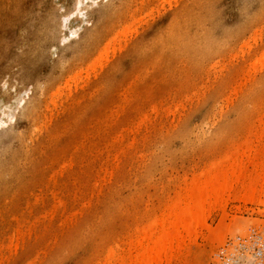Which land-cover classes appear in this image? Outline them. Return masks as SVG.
I'll list each match as a JSON object with an SVG mask.
<instances>
[{"label":"rangeland","instance_id":"obj_1","mask_svg":"<svg viewBox=\"0 0 264 264\" xmlns=\"http://www.w3.org/2000/svg\"><path fill=\"white\" fill-rule=\"evenodd\" d=\"M241 1L0 0V118L6 122L0 125V257L4 259L0 258V264H28V261L33 264L35 257L34 264H102L110 246L114 244L120 252L129 239L134 238L136 226L140 222L145 223L149 213L167 211V198L181 197L184 186L194 183L193 178L203 177L201 172L211 171L212 174L215 166L225 159L222 158L239 151L238 147H242L239 152L242 154L237 158L232 155L236 159L243 155L242 158L234 159V164L230 162L233 167L226 169L231 172V168H238L236 171L242 173L243 168H248L249 173L246 169L243 174L251 172L252 176L256 173L258 177L257 169L264 165L259 164L264 162V125L261 123L264 121V69L260 68L264 59L259 61H263L262 65L258 62L253 64V61L256 62L259 55L264 58L260 51L264 49V0H246L240 4ZM186 2L189 3L187 8L183 5ZM77 5L81 16L76 11ZM64 12H73V16L69 15L71 17L66 20L61 19L62 16L59 18L54 36L49 22ZM126 26L131 30L129 28L128 31V27L125 30ZM119 30L129 32L125 34L129 38L122 36L123 33L119 37ZM132 30L138 33L135 31L133 35ZM205 32L212 36V49L206 53L199 48L206 46L205 38H201ZM110 36L117 43L114 39L111 42ZM123 37L129 42L125 43ZM118 38L121 42L116 40ZM244 41L253 47L250 49L244 43L243 48L240 44ZM113 42L115 47L121 44L122 48H112ZM104 43L103 53L101 46ZM106 45L112 48L109 51L114 56H109L108 49L106 52L109 54L105 55ZM239 46L241 51L242 48L247 51H239ZM234 52L244 55L237 57ZM96 54H102V59L100 57L101 60L96 61ZM104 55L109 59L107 64L105 58L103 60ZM255 55L257 59H254ZM90 61L95 62L96 69L102 70L94 74L97 71L94 69L92 74L91 65H87ZM99 62L102 63L101 68L96 66ZM248 62L253 68L249 66L247 69ZM211 65L216 66L213 68ZM258 66L262 73L258 72ZM77 71L82 75V78L77 75V79L81 78L79 81L73 79ZM83 77L88 83L85 81L84 84ZM74 83L79 86L75 88ZM70 84L71 88H67ZM56 86L61 87L58 94L65 91L60 94L61 99L58 94L57 99L53 96ZM51 97L57 100L58 106H52ZM125 99L127 101L124 102ZM175 102L179 104L177 107H185L176 111ZM113 109H117L116 112ZM142 113H147V118ZM154 114L157 115L155 119ZM12 115L16 117L10 121ZM137 119L142 121L138 123ZM136 122L138 125L143 122L141 128L135 126ZM124 127L132 131L122 130ZM142 138L145 139L142 141ZM112 139L117 142L113 140L111 144ZM128 144L131 145L127 147ZM121 147H124L123 152ZM243 148L251 150L244 151ZM227 161L225 159L224 162ZM237 161L242 167L244 164L248 166L236 168ZM254 162L260 165L259 168ZM250 170H254L253 173ZM184 181L188 185L182 184ZM233 186L239 188L236 184ZM258 186L259 189L262 187ZM235 187L233 189L240 190ZM226 192L235 193V190L230 188ZM237 192L236 195L224 194L227 203L225 198L217 204L214 199H210L213 205L206 203L207 227L198 228L200 232L193 236L198 247L195 252L194 248L190 250L192 253L186 255L190 257L187 263L184 260V264H256L248 252L241 253L238 245L253 232L264 236V204L257 200L260 197L255 201L245 200L243 192L240 191V195ZM34 196L44 197L36 200ZM58 200L63 202L61 207ZM222 201L226 203L224 209ZM88 202L90 205L81 206ZM55 205L56 210L50 211L55 209ZM73 210L78 212L74 215ZM49 215L52 216L51 221ZM36 218L39 219L34 221ZM9 235L14 236L10 239L12 244L18 240L17 249L8 248V244L11 246ZM15 236L24 237L23 243Z\"/></svg>","mask_w":264,"mask_h":264},{"label":"bare ground","instance_id":"obj_2","mask_svg":"<svg viewBox=\"0 0 264 264\" xmlns=\"http://www.w3.org/2000/svg\"><path fill=\"white\" fill-rule=\"evenodd\" d=\"M80 2V1H79ZM177 2V1H176ZM246 2V0H243V1H241L240 2V4L242 3V4H244ZM262 2H263V0H262ZM77 3H78V1H77ZM84 3V2H83ZM82 3V4H83ZM140 3V2H139ZM95 4V3H94ZM93 4V5H94ZM78 5L80 6L81 4L80 3H78ZM77 5V8H76V11L78 12V8H79V6ZM84 5V4H83ZM92 4H91V6H93ZM176 5V4H175ZM184 5V7L185 8H187L188 7V5H189V3L188 2H186L185 4H183ZM101 6V5H100ZM102 6H103V4H102ZM210 6V5H209ZM85 7V6H84ZM75 11V12H76ZM73 13V12H72ZM68 14V13H60V14H58L59 16H57V18H56V16H55V18H53V19H51L50 20V28L52 27V29H53V34H54V36H56V34H57V32H56V25H57V22H58V20H59V18L62 16V18L61 19H64V20H66V19H69V18H67V17H71V16H69V15H72L73 16V14ZM79 13V12H78ZM75 14V13H74ZM173 14H175V13H173ZM79 16H81V14L79 13ZM84 18V17H83ZM93 18V17H92ZM139 18H140V16H139ZM64 20H63V23H64ZM137 20H138V18H137ZM66 22V21H65ZM128 22V21H127ZM136 22V21H135ZM129 23V22H128ZM131 24V26H132V22H130ZM133 23H134V20H133ZM90 24V23H89ZM126 25H128V24H126ZM63 26V25H62ZM125 26V25H124ZM169 26V25H168ZM127 27H128V29H127ZM172 27V26H171ZM125 28V27H124ZM129 28H130V26H126V28H125V30L127 29L128 31H129ZM173 28V27H172ZM257 28H255V30H256ZM130 30H131V28H130ZM165 30V29H164ZM255 30H253V31H255ZM258 30V29H257ZM120 31V32H119ZM119 31H117V32H115L117 35H118V32H119V37H120V34L122 35V33H123V30H119ZM122 31V32H121ZM136 31V34L138 33L137 32V30H135ZM134 31V32H135ZM73 32V31H72ZM131 32H133V30L131 31ZM133 32V33H134ZM173 32V31H172ZM257 32V31H256ZM129 32H127L126 31V33H123V35L122 36H125V38H127V35H125V34H128ZM166 33V32H165ZM254 33V32H253ZM259 33H260V30H259ZM259 33H257V34H259ZM72 34V33H71ZM114 34V33H113ZM116 34H114L115 35V37L117 36ZM187 34V33H186ZM203 34V33H202ZM255 34V33H254ZM257 34H255V35H257ZM75 35V34H74ZM74 35H72V36H74ZM96 35V34H95ZM133 35H135V33L133 34ZM204 36H201V38H205V47H199V48H201V49H203L204 51V53H206V52H208V51H210L211 49H212V45L210 44L211 42H212V39H211V34L209 33V32H205L204 34H203ZM173 36V35H172ZM77 37V36H76ZM87 37V36H86ZM111 37V40L110 39H107V40H110L111 42L113 41L112 39H114V42L115 43H117L116 41H115V38L114 37H112V36H110ZM118 37V36H117ZM135 37V36H134ZM252 37V36H251ZM67 38V37H66ZM93 38H94V36H93ZM122 38V37H121ZM124 38V37H123ZM125 38H124V40H125ZM129 38V37H128ZM127 38V39H128ZM255 40H256V37H253ZM252 38V39H253ZM260 39H261V35H260V37H259ZM89 39H91V38H89ZM119 39L120 38H118V39H116V40H118L119 41ZM130 39H131V37H130ZM183 39V38H182ZM67 40V39H66ZM247 40H248V38H247ZM249 40H251V39H249ZM63 41H65V40H63ZM257 41V40H256ZM256 41H254L256 44H257V42ZM106 42V41H105ZM112 43L113 45L115 44V43ZM120 42H121V39H120ZM120 42H118V44H120ZM127 42H129L128 40H127ZM126 42V40H125V43H127ZM139 42V41H138ZM246 41H244L243 42V44H240L243 48H245V46H248L250 49H251V47H253V46H251L250 44L248 45V43H245ZM253 42V41H252ZM122 43L123 44H125L124 43V41H122ZM172 43H174V42H172ZM171 43V44H172ZM203 43V42H202ZM246 45H245V44ZM144 44V43H143ZM170 44V45H171ZM219 44V43H218ZM256 44H255V46H256ZM104 45V46H103ZM102 46H101V48L102 47H105V43L103 44ZM110 45V44H109ZM117 45V44H116ZM121 45V44H120ZM116 46V47H119V49H121L122 48V46ZM199 45H201V44H199ZM245 45V46H244ZM111 46V45H110ZM125 47H126V45H124ZM132 46V45H131ZM172 46V45H171ZM177 46V45H176ZM176 46H174V47H176ZM218 46H220V45H218ZM241 46H239V51H241ZM106 47L107 48H105V55H108L109 53L108 52H110L109 50H112V48H116L115 47V45L114 46H112V48L111 49H109V47L106 45ZM130 48V47H129ZM242 48V51L241 52H244V51H247V50H245V49H243ZM248 48V50H250ZM104 48H102V52L104 51L103 50ZM107 49H108V52H106L107 51ZM130 49H132V48H130ZM135 49H137L136 48V46H135ZM100 50V49H99ZM127 50H128V47H127ZM238 50V49H237ZM120 51V50H119ZM135 51V50H134ZM257 51H259V50H257ZM261 52H263L262 54H264V49L262 50H260ZM112 52V51H111ZM110 52V53H111ZM116 52V51H115ZM99 53H101V50L99 51ZM104 53V52H103ZM248 53V52H247ZM113 53H111V55H109V56H114V54L112 55ZM241 55V53H235L234 52V56L236 55L237 57H238V55ZM249 54V53H248ZM96 55H98L97 56V59H96V61H98V59H100V57H101V59H102V54H96ZM105 55H104V57H103V60H104V58H105ZM244 55V54H243ZM243 55H241V56H243ZM250 55V54H249ZM249 55L248 56H246L247 58L249 57ZM253 55V54H252ZM137 56V55H136ZM233 55H232V60H233V57H234ZM231 56H229V58H230ZM252 57V56H251ZM258 57H260V58H258ZM256 56L255 55V57H254V59L256 58H258L257 60H256V62L255 61H253V64L255 63H259V61H261V59L263 60L264 58L262 57V56ZM140 58V57H139ZM100 59V60H101ZM187 59V58H186ZM240 59V58H239ZM238 59V60H239ZM243 59V58H242ZM61 60V59H60ZM93 60V59H92ZM107 60H109L108 59V57L107 58H105V63L107 62ZM140 60H142L141 58H140ZM217 60H218V58H217ZM216 60V61H217ZM230 60V59H229ZM231 60V61H232ZM253 60V59H252ZM93 61H95V60H93ZM95 61V62H96ZM236 61H237V59H236ZM264 61V60H263ZM263 61L261 62V63H259V65H262L263 64ZM95 62L93 63L92 61H90L89 63L90 64H87V65H91V67H92V69H93V71L92 70H90L89 69V72L91 73V71H92V74H93V72H94V69H96L95 68ZM102 62V61H101ZM94 64V66H93V64ZM98 63V62H97ZM100 63V62H99ZM215 63V62H214ZM218 63H219V60H218ZM249 64H250V62H248ZM252 63V62H251ZM257 63V64H258ZM101 64L102 63H100V64H97L96 66L97 67H99L98 65H100V67L99 68H101L102 66H101ZM107 64V63H106ZM212 64V63H211ZM216 65H218L217 63H215ZM256 64V65H257ZM216 65H214V66H216ZM244 65V64H243ZM256 65H254V67L256 66ZM211 66H213V65H211ZM214 66H213V68H214ZM244 66H246V64L244 65ZM244 66H242V67H244ZM252 67L253 65H248L247 66V69H248V67ZM263 67H260V66H258V68L260 67V68H263L264 69V64L262 65ZM87 67V66H86ZM241 67V68H242ZM250 67H249V69H250ZM106 68V67H105ZM110 68V67H109ZM115 68V70H116V67H114ZM253 68V67H252ZM256 68H257V66H256ZM259 68V69H260ZM79 69V68H78ZM81 69V68H80ZM106 69H108V68H106ZM113 69V68H112ZM111 69V70H112ZM245 69V68H244ZM243 69V70H244ZM259 69H257V70H259ZM85 70V69H84ZM97 71H96V73H94V74H97V73H99V71H101V70H99L98 68L96 69ZM242 70V71H243ZM82 71H83V69H82ZM88 71V70H87ZM221 71V70H220ZM219 71V73H221ZM252 71H254V70H252ZM262 70L260 69V71H258V72H260V73H262L261 72ZM78 73H75V77L76 78H74L73 77V79L74 80H76L77 79V75L78 76H81V78H82V75H81V71H77ZM107 72V71H106ZM113 72V71H112ZM80 73V74H79ZM90 73H89V75H90ZM110 73V72H109ZM108 73V74H109ZM256 73H257V71H256ZM264 73V72H263ZM83 74H85V72L83 73ZM86 74H88V73H86ZM85 74V75H86ZM91 74V75H92ZM112 74V73H111ZM85 75H83V76H85ZM107 75V74H106ZM262 75V74H261ZM73 76H74V74H73ZM95 77H96V75H94ZM86 77V76H85ZM70 78H71V81H73L74 82V80L72 79V77L70 76ZM70 78H68V82H70ZM81 78H78V79H81ZM103 78H105L104 80H106V76L105 77H103ZM255 77H253V79H254ZM259 78V77H258ZM65 80L67 79V78H64ZM77 79V80H78ZM83 79H85L84 77H83ZM82 79V80H83ZM65 80H64V82H65ZM87 80H89V76L87 75ZM251 80V79H250ZM79 81V80H78ZM81 81V80H80ZM86 81V79L85 80H83V82H85ZM261 81V80H260ZM72 82V83H73ZM75 82H77V81H75ZM87 82V81H86ZM86 82L84 83V84H86ZM255 82V81H254ZM2 83H3V81H2ZM65 83H67V82H65ZM64 83V84H65ZM71 83V82H70ZM78 83V82H77ZM88 83V82H87ZM79 84V83H78ZM83 84V85H84ZM66 85V84H65ZM65 85H63V87L65 86ZM74 85V87L75 88H77L79 85H76L75 83L73 84ZM96 85V84H95ZM132 84H130L129 86H131ZM259 85V84H258ZM261 85V84H260ZM263 85V84H262ZM61 86V85H60ZM67 86V85H66ZM70 87H67V88H71V84L69 85ZM80 86H82V85H80ZM93 86V85H92ZM83 87V86H82ZM59 88H61V87H57L56 86V88L55 89H57L55 92V94L53 95V93H52V91H51V95H53V96H55L56 97V99H57V96H56V94H58L57 92H60V91H58V89ZM66 88V87H65ZM66 88V89H67ZM127 88H128V90H129V87L127 86ZM141 88H142V86H141ZM12 89V88H11ZM63 89V88H62ZM65 89V90H66ZM69 90V89H68ZM204 90V89H203ZM236 90V89H235ZM235 90H233V91H235ZM241 90V89H240ZM62 91H64V90H62ZM61 91V93H63ZM67 91V90H66ZM65 92V91H64ZM69 92V91H68ZM126 92H127V90H126ZM132 92V91H131ZM139 92V91H138ZM203 92V91H202ZM236 92H238V91H236ZM241 92V91H240ZM29 93V92H28ZM61 93H59L58 95H59V97L58 98H60V96L62 95ZM72 93V92H71ZM92 93V92H91ZM197 93V92H196ZM234 93V92H233ZM244 93V92H243ZM61 94V95H60ZM64 94V93H63ZM70 94V92L68 93V95ZM128 94V93H127ZM187 94V93H186ZM185 94V95H186ZM199 94V93H198ZM67 95V94H66ZM123 95H125V94H123ZM134 95V94H133ZM188 95V94H187ZM193 95H196V94H193ZM229 95H230V93H229ZM236 95H237V93H236ZM245 95V94H244ZM25 96H27V95H25ZM64 96V95H63ZM70 96V95H69ZM83 96V95H82ZM140 96V95H139ZM191 96V95H190ZM204 96V95H203ZM42 97V96H41ZM198 97V96H197ZM227 97H229V96H227ZM54 97H51V99H53ZM66 99H67V97H65ZM125 98H126V95H125ZM139 98V97H138ZM186 98H189V96L188 97H185V99H184V102H185V100H186ZM230 98H232V97H230ZM242 98V97H241ZM50 99V101L53 103V107H54V105L55 104H57L56 103V101H54L55 99H53V101ZM61 99V98H60ZM226 99V98H225ZM243 99V98H242ZM24 100V99H23ZM74 101H75V99H73ZM49 101V102H50ZM70 101V100H69ZM124 102L125 101H127L126 99L125 100H123ZM179 101V100H178ZM181 101H182V98H181ZM187 101H188V99H187ZM189 101H190V99H189ZM227 101V104H228V99L226 100ZM21 103H22V99H21V101H20ZM47 102V101H46ZM50 102V103H51ZM55 102V103H54ZM59 102L61 103L62 101L61 100H59ZM72 102V101H71ZM122 102V101H121ZM177 102V101H176ZM175 102V107H174V110H175V108L177 109V108H179V107H181V106H179V107H177L179 104L178 103H176ZM20 103V104H21ZM51 103V104H52ZM59 103V104H60ZM69 103V102H68ZM67 103V104H68ZM180 104L182 103V102H179ZM62 104V103H61ZM125 104V103H124ZM156 104V103H155ZM174 104V103H173ZM172 104V105H173ZM176 104H178V105H176ZM120 105V104H119ZM118 105V106H119ZM123 105V104H122ZM184 104H182V106H183ZM235 105V104H234ZM18 106H20V105H18ZM57 106H58V104H57ZM57 106H55V107H57ZM116 106H117V104H116ZM152 107H154L155 105H151ZM151 106H149L150 107V111H152L153 112V109L151 108ZM190 106V105H189ZM255 106V105H254ZM59 107H60V105H59ZM63 107V106H62ZM121 107V106H120ZM156 107V106H155ZM158 107V106H157ZM157 107H156V109H157ZM183 107H185V106H183ZM183 107H181L182 109H183ZM238 107V106H237ZM52 108V107H51ZM171 108V107H170ZM180 108V109H181ZM188 108V107H187ZM197 108V107H196ZM44 109V108H43ZM49 109H50V106H49ZM49 109H46V110H49ZM62 109V108H61ZM117 109H118V107H117ZM116 109V110H117ZM164 109V108H163ZM179 109V110H180ZM39 110V109H38ZM57 109H55V111H56ZM113 110H115V109H113ZM113 110L111 111V112H113ZM116 110H115V112H116ZM120 110V109H119ZM122 110H123V108H122ZM155 110V109H154ZM167 110H170V109H167ZM178 109L176 110V111H179ZM15 111H16V109H15ZM171 111V110H170ZM182 111H184V110H182ZM51 112H52V110H51ZM147 112V111H146ZM173 112V108H172V111H171V113ZM53 113V112H52ZM51 113V114H52ZM149 113H151V112H149ZM157 113V112H156ZM110 114V113H109ZM115 114V113H114ZM117 114V113H116ZM143 114V113H142ZM147 114V113H146ZM146 114H143V116H148V115H146ZM170 114V113H169ZM168 114V115H169ZM174 114V113H173ZM182 114V113H181ZM181 114H179V115H181ZM178 115V116H179ZM44 116H45V114H44ZM50 116V115H49ZM49 116H48V118H49ZM53 116V115H52ZM109 116H111V115H109ZM109 116H107V118L109 117ZM117 116H118V114H117ZM142 116V117H143ZM157 115H155L154 114V116H153V118L154 117H156ZM16 117V115H12V117H11V119H10V121H13V119ZM113 117V116H112ZM111 117V118H112ZM142 117H140V119H142ZM151 117V116H150ZM10 118V117H9ZM45 118H46V116H45ZM51 118V117H50ZM106 118V119H107ZM114 118V117H113ZM117 118V117H116ZM129 118V117H128ZM147 118V117H146ZM139 119V121H138V119H137V122L139 123V122H141L143 119H144V117H143V119L142 120H140ZM149 119V118H148ZM147 119V120H148ZM155 119V118H154ZM179 119H180V117H179ZM184 119V118H183ZM46 120H47V118H46ZM98 120V119H97ZM151 120V119H150ZM161 120V119H160ZM42 121V120H41ZM51 120H49V122H50ZM106 121V120H105ZM108 121H110V120H108ZM149 121V120H148ZM262 121V120H261ZM45 123H46V121H44ZM136 122V123H137ZM172 122V121H171ZM6 122L4 121V120H2L1 118H0V125H3V124H5ZM42 123V122H41ZM40 123V124H41ZM44 123V124H45ZM134 123V122H133ZM138 123L135 125V126H137L138 125ZM143 123V122H142ZM141 123V124H142ZM146 123V122H145ZM148 123H150L151 124V122H148ZM155 123V122H154ZM261 123H263L262 124V126L264 125V121L263 122H261ZM34 124V123H33ZM105 124V123H104ZM114 125H115V122L113 123ZM141 124H139L138 126H140ZM30 125V124H29ZM93 125V124H92ZM108 126V125H107ZM127 126H128V124H127ZM132 126V125H131ZM146 126V125H145ZM163 126V125H162ZM179 126V125H178ZM182 126V125H181ZM202 126V125H201ZM28 127V126H27ZM26 127V128H27ZM39 127V126H38ZM38 127H36V128H38ZM41 127V126H40ZM91 127V126H90ZM133 127V126H132ZM264 127V126H263ZM34 128V127H33ZM35 128V129H36ZM60 128H62V127H60ZM125 128V127H124ZM131 128V127H130ZM139 128V127H138ZM140 128H141V126H140ZM139 128V129H140ZM201 128V127H200ZM35 129H32V130H35ZM121 129V128H120ZM133 129H135V128H133ZM193 129V128H192ZM31 130V131H32ZM122 130H128V132L129 131H132V129L131 130H129L128 129V127L127 128H125V129H122ZM137 130V129H136ZM136 130H134L135 132H136ZM145 130H146V127H145ZM185 130V129H184ZM183 130V131H184ZM202 130V132H204L203 131V129H201ZM37 131H39L38 129H37ZM36 130H35V132H37ZM57 131H58V129H57ZM62 131H64V129L62 130ZM118 131V130H117ZM121 131V130H120ZM120 131H119V133H120ZM146 131H148V130H146ZM199 131V130H198ZM18 132H20V131H18ZM96 132V131H95ZM188 132V131H187ZM32 133H33V131H32ZM189 134H190V132H188ZM33 134H35V133H33ZM32 134V135H33ZM121 134H123L122 132H121ZM202 134H204V133H202ZM45 135V134H44ZM137 135V134H136ZM142 135V134H141ZM145 135V134H144ZM180 135V134H179ZM34 136V135H33ZM31 137V136H30ZM30 137H29V139L28 140H30ZM142 137V136H141ZM0 138H1V135H0ZM113 138H116L115 136H113ZM101 139H102V137H101ZM118 139V138H117ZM122 139V138H121ZM120 139V140H121ZM145 138H142V141L144 140ZM103 140V139H102ZM113 140L114 141H116L117 142V140L116 139H112V143L111 144H113ZM31 141V140H30ZM130 142H132V140L130 141ZM0 143H1V141H0ZM36 143V142H35ZM25 144V143H24ZM119 144H121V143H119ZM1 145V144H0ZM124 145V144H123ZM131 145V144H130ZM129 144H128V146L127 147H129L130 146ZM132 145H133V143H132ZM37 146V145H36ZM43 147V146H42ZM65 147H67V146H65ZM132 147V146H131ZM25 148H26V146H25ZM77 149H78V147H76ZM55 149V148H54ZM62 149V148H61ZM67 149V148H66ZM76 149V150H77ZM96 149V148H95ZM122 149H124V147H121V150L120 151H124V150H122ZM244 149V148H243ZM246 149H248V150H246ZM250 148H245L244 149V151L246 150V151H250L249 150ZM25 150V149H24ZM116 150H117V148H116ZM236 150H237V148H236ZM235 150V151H236ZM238 150L239 151H237V152H234V153H232V154H234V156L236 157H238V154H239V152H241L240 150H242V147L240 148V147H238ZM98 151V150H97ZM32 152V151H31ZM94 152H96V151H94ZM117 152V151H116ZM228 152V151H227ZM229 152H233V151H229ZM260 152V151H259ZM259 152H257V153H259ZM263 153H264V151H262ZM261 152V153H262ZM91 153V152H90ZM247 153V152H246ZM245 152H244V155H246V156H249V155H247ZM115 154V153H114ZM134 154V153H133ZM141 155H144V154H142V153H140ZM227 154V153H226ZM232 154H230V153H228L227 155L228 156H230V158L227 156V155H225L222 159H226V161L229 159V161H227V162H229V165H228V163L227 162H224L225 161V159L223 160V161H220L219 162V164H217L216 166H215V168L213 169L214 170V172H213V170H212V174H211V171L208 169V168H205V166H204V168L205 169H207V170H209L210 171V173L207 171V173H209V174H207L206 172H199L200 174H202L203 173V177H206V178H203V177H199V173L197 174L198 176H196V178H193V182L194 183H189V185L190 184H192V185H188L185 181H184V183H182V184H185V185H188V186H184L185 188H183V190L185 189V191H183L184 192V194L181 196V197H178L177 199H168L167 197V207H165L164 206V203H163V207H165L166 208V210L167 211H162V212H159V213H157L156 211L155 212H152V214L151 213H149L150 215L147 217V219L145 220V223L144 222H140L137 226H136V228H135V230H134V238L132 239L131 238V240L129 239V241L126 243V247H124V248H120L121 249V251L120 252H118V249L114 246V244L112 245V246H110V248L109 249H107V252H106V254L104 255V260L102 261V264H184V260H186V262L185 263H187V259L190 257H188V256H186V255H191V251L193 250V248H194V250H193V252H195V250H196V248L198 247V245L197 244H195V239H194V237H196L197 236V234H196V232H200V231H198V228H201V227H203V228H205V227H207L206 226V217H207V215H205L206 213H205V211L207 210V208H206V203L209 205V203H211V201H210V199L212 200V199H214V202L216 203H220L221 202V200H223L222 198H225V201L226 200H228L226 197H225V193H227L226 191L228 190V189H230V188H232V191H234L235 190V193L237 192V193H239V195H240V191H242L243 193H241L242 194V197H243V199H245V200H252V201H255V199L256 198H258V197H260V200L259 199H257L260 203H263L264 204V165L262 166V164H261V167L259 168V164L260 163H264V162H262V161H260L259 162V164H258V166H257V164L256 163H258V161H256V163H255V165L259 168V169H257L258 170V172L257 173H259L258 174V177L256 176V173H255V175H254V173H253V171L254 170H250V171H252V173H253V176H255V177H253L252 176V174H251V172H250V174H248L249 173V170H248V168H246L245 166L247 165V164H244L243 165V163H242V161H240L241 163H242V165H243V167H245L246 169H247V174L246 173H244L243 174V172L244 171H246V169H244L242 166H241V164L240 163H238L239 161H237V163H235V165L236 164H238V165H236V168H237V166L241 169V168H243V170H241L242 171V173L241 172H239V170L238 171H236L237 169H233V168H231V172H230V170L228 171V169H230V166L231 167H233L232 165L234 164V159H236ZM240 154H242V153H240ZM239 154V155H240ZM249 154H251V153H249ZM84 155H85V153H84ZM92 155H94V154H92ZM91 155V156H92ZM108 155V154H107ZM107 155H106V157H107ZM258 155V154H257ZM260 155H263V154H260ZM114 156H116V154L114 155ZM138 157H139V155H137ZM234 157V158H231V157ZM243 156V155H242ZM242 156H241V158H242ZM228 157V158H227ZM250 157V156H249ZM249 157H247V158H249ZM258 157H259V155H258ZM257 157V158H258ZM262 157V156H261ZM241 158H238V159H241ZM263 158V157H262ZM69 159H71V157L69 158ZM114 159V158H113ZM115 159H117V157H115ZM114 159V160H115ZM141 159V158H140ZM230 159L232 160V161H230ZM238 159H236V160H238ZM114 160H113V162H114ZM120 160V159H119ZM220 160V159H219ZM250 160V159H249ZM255 160V159H254ZM68 161H70V160H68ZM71 162V161H70ZM69 162V163H70ZM216 162V161H215ZM218 162V161H217ZM216 162V163H217ZM223 162V163H222ZM230 162H232L231 164H230ZM247 162V161H246ZM249 162V161H248ZM252 162H253V160H252ZM86 163V162H85ZM119 162H117V164H118ZM222 163V166L225 164V169H226V167L228 168V169H226L225 170V172H223L222 170L224 169L222 166H220V164ZM244 163H245V161H244ZM254 163H252L253 165H254ZM52 164V163H51ZM117 164L115 165V166H117ZM240 164V165H239ZM251 164V166H253ZM62 165H63V162H62ZM70 165V164H69ZM228 165V166H227ZM235 165H234V167H235ZM250 165V164H249ZM254 165V169H256V166ZM49 166V165H48ZM61 166V165H60ZM66 166V165H65ZM65 166H63V167H65ZM67 166H68V164H67ZM111 166V165H110ZM210 166V165H209ZM213 166V165H212ZM248 166V165H247ZM71 167V166H70ZM100 167H102V166H100ZM113 168V167H112ZM220 168H222V169H220ZM58 169V168H57ZM56 169V170H57ZM61 169V168H60ZM59 169V170H60ZM107 169V168H106ZM116 169V168H115ZM203 169V168H202ZM205 169H203V171L205 170ZM210 169H212V168H210ZM56 170H55V173H58V172H56ZM100 170L102 171V168H100ZM219 170H221L220 172H219ZM234 170V171H233ZM52 171V170H51ZM112 171V170H111ZM111 171H109V172H111ZM206 171V170H205ZM235 171H236V173H235ZM256 171V170H255ZM61 172V171H60ZM107 172V171H106ZM113 172V171H112ZM222 172V173H221ZM228 172V173H227ZM230 172V173H229ZM239 172V173H238ZM205 173V174H204ZM224 173V174H223ZM1 174V173H0ZM9 174H10V172H9ZM51 174V173H50ZM49 174V175H50ZM211 174V175H210ZM239 174V175H238ZM240 174H241V176H240ZM244 176H243V175ZM246 174V175H245ZM52 175V177L54 176L53 174H51ZM60 175H61V173H60ZM110 175H112L111 173H110ZM207 175V176H206ZM62 176V175H61ZM70 177V176H69ZM198 177V178H197ZM50 178H51V176H50ZM50 178H48V179H50ZM71 178H72V176H71ZM103 178H104V175H103ZM102 178V179H103ZM201 178H203V179H201ZM4 179L5 178H3V181H4ZM64 179H65V177H64ZM197 181H196V180ZM199 179V180H198ZM201 179V180H200ZM56 180V179H55ZM105 180V179H104ZM52 181H54L53 179H52ZM59 181V180H58ZM97 181V180H96ZM98 181H99V179H98ZM55 182V181H54ZM26 183V182H25ZM97 183V182H96ZM24 184V183H23ZM95 184V183H94ZM100 184V183H99ZM103 184H104V182H103ZM234 184H236V186H239V188H240V190H236V189H233V187H235V186H233ZM25 185V184H24ZM33 185V184H32ZM258 185H260V186H262L260 189H259V186ZM35 186V185H34ZM95 186H97V184L95 185ZM95 186H94V188H95ZM100 186V185H99ZM183 187V186H182ZM46 188V187H45ZM235 188H237V189H239L238 187H235ZM41 189H39V191H40ZM52 192V191H51ZM54 193V192H53ZM52 193V197H53V195L56 193L57 194V192H55L54 194ZM231 193L232 192H228L227 194H230L231 195ZM234 193V192H233ZM232 193V194H233ZM234 193V195H236ZM37 194V193H36ZM51 194V193H50ZM182 194V193H181ZM180 194V195H181ZM38 195H39V193H38ZM229 195V196H230ZM30 196V195H29ZM42 196V195H41ZM41 196H38V197H35L34 196V199H36V198H43V197H41ZM92 196V195H91ZM229 196H227V197H229ZM93 197V196H92ZM176 197V196H175ZM238 197V196H237ZM240 197V196H239ZM262 197V198H261ZM54 198H55V195H54ZM53 198V199H54ZM57 198V197H56ZM94 198V197H93ZM241 198V197H240ZM58 199V198H57ZM88 199V198H87ZM239 199V198H238ZM28 200V199H27ZM36 200H38V199H36ZM41 200V199H40ZM51 200V199H50ZM106 200V202H107V199H105ZM56 201V200H55ZM61 201V203H59V202ZM57 202L59 203L58 204V206H60V204L61 205H63L62 203V200H58ZM104 201V200H103ZM213 201V200H212ZM26 202H28V201H26ZM25 202V203H26ZM165 202V203H166ZM223 202L224 201H222V206H223ZM35 203V202H34ZM50 203V202H49ZM56 203V202H55ZM85 202H83V204H84ZM214 203V204H215ZM216 203V204H217ZM226 203H227V201H226ZM225 202H224V206H223V209H224V207L226 208V206H225V204H226ZM30 204V203H29ZM81 205V206H88V205H90L89 204V202H88V204L87 205ZM212 205H213V203H211ZM221 204H219V205H221ZM27 205V204H26ZM211 205V206H212ZM219 205H217L216 207H218ZM28 206V205H27ZM30 206V205H29ZM58 206H57V209H58ZM210 206V207H211ZM26 207V206H25ZM24 207V208H25ZM55 207V209L53 208V206L51 207V208H53L54 210H50V211H55L56 210V205L54 206ZM61 207V206H60ZM80 207V206H79ZM209 207V206H208ZM209 207V208H210ZM214 207H215V205H214ZM219 207H221V206H219ZM218 207V208H219ZM50 208V209H51ZM82 208V207H81ZM162 209H164V208H162ZM215 209V208H214ZM220 209H222V207L220 208ZM87 210V209H86ZM210 210H211V208H210ZM209 210V211H210ZM5 211V210H4ZM47 211V210H46ZM74 211V210H73ZM88 211V210H87ZM90 211H92L91 209H90ZM121 211V210H120ZM159 211V210H158ZM212 211V210H211ZM23 212V211H22ZM28 212V211H27ZM30 212V211H29ZM45 212V211H44ZM77 212H78V210H77ZM77 212H75L74 211V215H75V213H77ZM84 212H86V211H84ZM223 212V211H222ZM50 213V212H49ZM80 213V212H79ZM145 213V212H144ZM225 213V212H224ZM224 213H222V214H224ZM22 214V213H21ZM45 214H46V212H45ZM54 214V213H53ZM56 214V213H55ZM84 214V213H83ZM207 214L209 215L210 213H208L207 212ZM227 214V213H226ZM225 214V215H226ZM41 215V214H40ZM43 215V214H42ZM89 215V214H88ZM92 215V214H91ZM225 215H223V216H225ZM228 215V214H227ZM226 215V216H227ZM39 216V215H38ZM50 216V218H49V220L50 219H52V216L51 215H49ZM67 216V215H66ZM70 216V215H69ZM105 216V215H104ZM206 216V217H205ZM40 217H42V216H40ZM43 217H45V219H46V215L44 216L43 215ZM137 217V216H136ZM135 217V219L137 220V218ZM14 218V217H13ZM13 218H10L11 220L13 219ZM35 218V217H34ZM1 219V218H0ZM15 219V218H14ZM39 219V218H38ZM37 218H36V220L34 219V221H37L38 220ZM97 219V218H96ZM114 219V218H113ZM3 220V219H2ZM16 220V219H15ZM20 220V219H19ZM25 220V219H24ZM47 220V219H46ZM44 221V220H43ZM48 221V220H47ZM51 221V220H50ZM87 221V220H86ZM95 221V220H94ZM4 222V221H3ZM28 222H29V219H28ZM96 222V221H95ZM98 222V221H97ZM102 222H104V221H102ZM107 222V221H106ZM125 222H127L126 220H125ZM19 223V222H18ZM22 223H23V220H22ZM21 223V224H22ZM30 223H33V221H31ZM37 223H39V221L37 222ZM59 223H61V222H59ZM64 223V222H63ZM99 223V222H98ZM131 223V222H130ZM133 223H134V221H133ZM24 224V223H23ZM92 224V223H91ZM19 225L20 224H18L17 226L19 227ZM29 225H31V224H29ZM28 225V226H29ZM60 225V224H59ZM112 225V224H111ZM25 226V225H24ZM27 226V227H28ZM33 226H34V224H33ZM35 226H36V224H35ZM113 226V225H112ZM17 227V228H18ZM22 227V226H21ZM90 227V226H89ZM8 228V227H7ZM17 228H16V233L18 234L19 232H18V230H17ZM25 228V227H24ZM23 228V229H24ZM29 228H30V226H29ZM45 228V226L43 227V229ZM87 228H88V226H87ZM86 228V229H87ZM19 229V228H18ZM62 229V228H61ZM81 229V228H80ZM103 229V228H102ZM192 229L194 230V232H192ZM5 230H7V229H5ZM10 230V229H9ZM15 230V229H14ZM21 230V229H20ZM19 230V231H20ZM60 230V229H59ZM105 230V229H104ZM201 230V229H200ZM43 231V230H42ZM54 231V230H53ZM103 231V230H102ZM101 231V232H102ZM22 232V231H21ZM32 232V231H31ZM44 232V231H43ZM46 232H48V231H46ZM131 232H133V231H131ZM131 232H129V234L131 233ZM16 233H15V235H16ZM28 233H29V231H28ZM35 233V232H34ZM86 233V232H85ZM118 233H119V231H118ZM118 233H116V234H118ZM127 233V232H126ZM24 234H25V232H24ZM53 235H54V233H52ZM115 234V235H116ZM131 234H133V233H131ZM196 234V235H195ZM1 235V234H0ZM12 235V234H11ZM14 235V234H13ZM46 235H48V234H46ZM128 235V234H127ZM195 235V236H194ZM20 236H22V234L20 235ZM26 236V235H25ZM29 236H30V234H29ZM28 236V237H29ZM40 236V235H39ZM41 236H45V235H41ZM62 236V235H61ZM68 236V235H67ZM117 236V235H116ZM194 236V237H193ZM9 237V240L8 241H10V239L12 238L13 239V237H10V235L8 236ZM16 238L15 239H18L17 238V236H15ZM34 237L36 238V236H35V234H34ZM98 237H101L100 235L98 236ZM111 237H113L112 235H111ZM111 237H109V239L111 238ZM115 237V236H114ZM127 237V236H126ZM4 238H5V236H4ZM24 237H20L19 239H23ZM40 239H41V237H39ZM104 238V237H103ZM102 239V238H101ZM101 239H99V240H101ZM107 239V238H106ZM112 239V238H111ZM114 239V238H113ZM187 239H188V242L189 243H187ZM24 240V239H23ZM23 240L21 241L22 243H23ZM42 240V239H41ZM61 240H63V239H61ZM5 241V240H4ZM7 241V242H8ZM12 241V240H11ZM10 241V244H11V246L8 244V248H10L11 247V250L13 249V248H18V246H17V242H18V240L16 241V243L15 244H12L13 242H11ZM111 241V240H110ZM109 241V242H110ZM2 242H3V239H2ZM40 242V241H39ZM120 242V241H119ZM0 243H1V241H0ZM49 243V242H48ZM61 243V242H60ZM114 243V242H113ZM125 243V242H124ZM6 244V243H5ZM56 243H54V245H55ZM116 245H117V243H115ZM1 245V244H0ZM15 247H14V246ZM56 245H58V244H56ZM2 246H4V247H6L7 248V246H5V245H3L2 244ZM47 246V245H46ZM82 246V245H81ZM197 246V247H196ZM83 247V246H82ZM117 247H118V245H117ZM20 248H21V246H20ZM23 248V247H22ZM69 248V247H68ZM2 249H3V247H2ZM74 249V248H73ZM192 249V250H191ZM0 250H1V247H0ZM37 250V249H36ZM43 250V249H42ZM41 250V251H42ZM67 250V249H66ZM70 250V249H69ZM191 250V251H190ZM6 251V250H5ZM42 252H44V251H42ZM68 253V251H64V253ZM71 252V251H70ZM189 252H191V253H189ZM10 253V252H9ZM12 253V252H11ZM14 253H15V251H14ZM39 253V252H38ZM45 253V252H44ZM120 254V255H117V254ZM1 254V253H0ZM37 254V253H36ZM71 254V253H70ZM38 255V254H37ZM36 255V256H37ZM65 255V254H64ZM7 256V255H6ZM46 256V255H45ZM63 256V255H62ZM3 257H5V256H3ZM37 257H39V255L37 256ZM64 257V256H63ZM186 257V258H185ZM1 258V260L3 259L2 257H0ZM103 258V257H102ZM184 258V259H183ZM8 260H9V258H7ZM6 259V257H5V260H7ZM35 259H36V257H35ZM34 258L32 259L33 260V262L32 261H30V263L32 262L33 264H34V261H36ZM39 259V258H38ZM59 259H60V257H59ZM31 260V259H30ZM91 260V259H90ZM94 260V259H93ZM102 260V259H101ZM3 261H4V259H3ZM60 261V260H59ZM2 261H0V263H1ZM92 262H94V261H92ZM98 262V261H97ZM3 264V263H2ZM28 264H29V261H28ZM42 264H45L44 262L42 263ZM55 264V263H54ZM57 264V263H56Z\"/></svg>","mask_w":264,"mask_h":264},{"label":"built area","instance_id":"obj_3","mask_svg":"<svg viewBox=\"0 0 264 264\" xmlns=\"http://www.w3.org/2000/svg\"><path fill=\"white\" fill-rule=\"evenodd\" d=\"M241 253L248 252L256 264H264V236L255 233L244 238L238 245Z\"/></svg>","mask_w":264,"mask_h":264}]
</instances>
